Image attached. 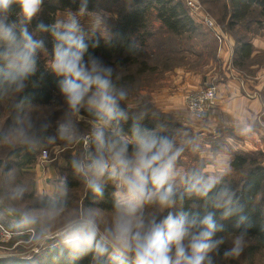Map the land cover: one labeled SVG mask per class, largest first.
Instances as JSON below:
<instances>
[{"label": "clouds", "instance_id": "9594fccd", "mask_svg": "<svg viewBox=\"0 0 264 264\" xmlns=\"http://www.w3.org/2000/svg\"><path fill=\"white\" fill-rule=\"evenodd\" d=\"M44 0H0V100L10 98L12 107L23 110L20 94L36 76L38 60L43 56L47 68L59 77V93L68 108L54 135H45L51 120L36 121L24 112L15 121L5 139L34 147L42 141L67 144L82 140L83 151L71 160V167L82 176L88 189L102 197L104 184L111 182L113 211L105 219L93 207L66 213L63 197L66 180L46 197V203L23 210L18 223L43 225L44 235L55 229L60 254L69 264L91 257V264H214L210 253L218 252L223 239H214L224 230L219 221L238 216L240 231L225 250L226 258H238L244 251L248 218L235 191L224 183L229 174L228 161L213 170L178 171L184 151L173 134L161 133L142 124L146 110L133 114L122 103L128 92L118 87L115 69L89 54L99 46L100 38L111 39L109 14L88 10L89 0H80L79 10H65L54 23L40 22L35 31L29 25L41 11ZM19 7L11 19L13 6ZM86 18L89 31L81 23ZM48 33L53 40L51 53L36 34ZM97 33L99 36H97ZM115 77V79H114ZM85 110L93 117L88 135L80 137L72 116ZM131 120L130 135L124 125ZM22 193H17L20 198ZM185 197L203 201L204 213L167 211L183 204ZM146 206L155 211L146 213ZM217 212L220 213L219 220Z\"/></svg>", "mask_w": 264, "mask_h": 264}, {"label": "trees", "instance_id": "16d2710c", "mask_svg": "<svg viewBox=\"0 0 264 264\" xmlns=\"http://www.w3.org/2000/svg\"><path fill=\"white\" fill-rule=\"evenodd\" d=\"M105 1L104 4L103 0L102 3L101 0H89L88 10H106L116 14V18L112 20L110 27L111 39L106 43L103 38H100L99 46L96 48H92L91 41H88L90 45L89 54L95 55L115 69V75L119 77V80L116 81L118 87H123L128 92L127 101L142 91L151 90L152 84L156 80L154 77L181 66L180 60L186 55H195L202 60L205 56L214 63L218 62L215 49L210 51L211 44L206 43L208 41L203 39L208 30L205 33L206 29L191 16L189 9L182 0ZM199 1L205 6H209L213 2V0ZM221 2L219 20L226 23L228 32L234 40L232 66L236 69H247L246 65L252 62L250 57L253 48L250 43L251 38L245 33L248 31V23L246 22L248 19H251L249 22H252V18H255L254 23L256 24L262 22L264 19V0H221ZM79 7L80 0H44L41 11L29 25V30L35 31L36 25L40 22L45 25L54 23L55 14L58 11L71 9L76 12ZM18 12L19 7L14 5L11 19H16ZM241 27L243 31H237ZM37 37L44 40L45 47L51 53L53 40L50 35L37 33ZM59 80L60 78L56 77L39 59L36 76L32 78L35 85L30 82L29 86L20 94V98L26 100L23 110L14 109L10 98L0 100V176L3 175L7 179L15 171L21 173L23 180L21 179L18 184L19 189H14L8 196H17V193H22V196L18 198V205L25 202L22 207L24 210L46 203V196H35L33 180H30L32 173L26 169L35 164L38 155L37 148H39L40 143L31 148L20 144L11 146L5 136L9 134L17 118L24 112L34 106H48L54 102L60 95ZM122 106L125 107V102L122 103ZM149 108L151 107L142 106L128 109L133 114H139L140 110H146L147 115L142 120V124L148 128H154L161 133L173 134L175 138L178 135L177 132L184 130L190 136L189 140L196 139L184 127L179 129L180 124L174 118L162 114L155 108L153 110V107ZM80 114L93 121V117L85 110H81ZM130 127L131 120L124 125V131L129 135ZM7 144L9 146L6 150L5 145ZM176 144L182 146L177 142ZM197 170L202 171L201 167ZM230 170L231 174L224 177V183L235 191L239 203L243 205L241 214L247 216V223L251 225L248 228L247 243L242 253L243 256H251L259 251H264V165L255 158L246 157V154L234 152L230 162ZM66 171V187L67 190L71 189V191L63 197L65 205L68 202L74 203L78 199L79 192L83 191L81 201L83 207H97L105 212L113 211L115 188L111 182L104 184L103 196L97 197L88 189L83 177L72 169L71 160H68ZM234 174H241L239 183H235L231 179ZM10 201L13 203L12 200ZM19 206L21 207V205ZM181 209L192 213L200 212L203 215V201L195 197H185L183 204L178 203L176 206V211ZM18 211L7 207L0 197V223L6 229L14 233L33 229L35 234L40 236L42 226L18 223L22 212L21 210V212ZM219 215L220 213L217 212L218 220ZM237 219L238 216H232L227 220L219 221L224 225V230L218 232L214 239L235 237L242 231L243 225L239 229L235 227ZM44 243L46 246L42 251L29 259L18 255L0 257V264H69L66 255L60 254L58 239L48 240ZM75 264H91V257L86 256Z\"/></svg>", "mask_w": 264, "mask_h": 264}, {"label": "rangeland", "instance_id": "374dc122", "mask_svg": "<svg viewBox=\"0 0 264 264\" xmlns=\"http://www.w3.org/2000/svg\"><path fill=\"white\" fill-rule=\"evenodd\" d=\"M103 1L105 4L106 1L105 0H103ZM182 1H183L184 5L186 6V0H182ZM101 3H102V0H101ZM206 6L203 5L205 10L208 12V14L221 27L222 32L226 36V42L227 41H234L232 35L228 32V29L226 27V23L221 22L219 20V18L221 17L220 8L222 7L221 0H219V1L213 0V2H211L210 5L207 6V8H206ZM65 10H67V9H65ZM65 10L58 11L55 14V20L58 17H60L61 14ZM103 11L107 12V13H111V12H108L106 10H103ZM189 12H190V10H189ZM113 14H115V13L113 12ZM190 14H191V12H190ZM191 16L193 17V15H191ZM252 19H253L252 22H249V21H251V19H248V22H246V23H248V31L245 33L251 38V40L253 38L259 37L260 41H264V19L259 24L254 23L255 18H252ZM81 23L84 25L85 32H88L89 28H88V24L86 22V18L84 20H82ZM111 23H112V19L109 16V18L107 20V24H108L109 29L111 27ZM239 30L243 31L242 27L239 28L237 31H239ZM206 32H207V30L205 31V33ZM97 36H99L98 33H97ZM37 39H39V37H37ZM203 39H204V41H208L206 43L211 44V49H209L210 51H213L214 49L216 52L218 51L217 43L209 31L206 33V36H204ZM159 41H161V39H159ZM197 51H199V49H197ZM49 53H50V51H49ZM40 59L44 62V65L47 67V60L45 58H43V56H41ZM251 60H252V62H249L246 65L247 69H236V68L235 69L240 71L243 76L244 75L246 77L251 76L253 70H250V66H252L254 64H261L263 62V57L257 56ZM180 64H181V66L173 68L172 70L167 71L158 77H154V78H156V80L153 82V84L151 83L152 81L149 84L150 85L152 84L153 88L161 87L166 81V79H165L166 75L168 73L174 71L175 69H179V68H182V69L188 70V71L191 70L193 72H198V73L200 72V73L206 74L207 71H209L212 67L215 68V70H219V72H220V70H222V67H223L222 63H220V62L214 63V61H212L209 58H205V56H204V60H202V59L196 57L195 55L194 56L186 55L182 60H180ZM251 78L253 79L254 77L251 76ZM210 84H214L213 81H211ZM146 91H149V90H146ZM135 98H136V95L133 96L132 98H130L129 101H126L125 107L130 108V109L138 108V107H142V106L143 107L147 106V107H151V108L153 107L152 108L153 110L155 108L156 110L160 111L162 114L173 118V116L163 112L162 110L156 108L152 104H145V105H139L138 104V105H136ZM151 108H149V109H151ZM146 109H148V108H146ZM68 111L69 110L67 108L66 103L63 101L62 96L59 95V96H57V98L54 100V102L51 105L34 106L32 109L28 110L27 113L31 114L33 119L36 121L51 120L52 127L48 129V132L45 135H54L56 126L68 116ZM71 118L79 129L80 137H83L84 135H86L90 132L92 121L84 118L81 114L73 115ZM177 123L180 124L179 129L184 127L187 131H189L191 134H193L196 137V139H194V140H189L190 136H188V134L184 130L183 131L180 130L179 132H177L178 135L175 138V141L177 143H179L180 145H182L184 148V151H183V153L179 159V163L177 165L178 171H180L182 173H188L191 170H197L199 167H201L202 171H204V170L216 171V170H218L221 161L226 160V161H228V163L230 165V162L232 160V155L234 152L243 153L244 155L246 154V157L255 158L264 165V114L262 116H260L258 119H256V121H254L252 123V126L250 127V130L254 129V131L252 133H256V137L252 138V140L250 141L249 150H238L237 151V150L229 148V145L227 146V144H229V142L227 140H225L226 138H228L229 135H231V132H229V131L224 132L223 135H219L218 133H215V132L209 133L206 131H204L203 133L202 132L201 133H195L194 130L198 131V132L201 131V130H197V128L202 127V125L198 124V122L189 123L186 119L183 122L177 121ZM194 125L197 127L196 129L192 128V127H195ZM187 126H192L191 127L192 130L189 128H188L189 129L188 130ZM236 132H240V134H241V132H243V134H244L245 127L240 128ZM7 142L11 146L18 144L16 142L12 141L11 139H8ZM8 144L5 145L6 150H7V146H9ZM44 150L49 152V162H50L49 164H52L54 169L58 168V173L61 174V177L58 180H56V183H58V185H57V187H58L61 184L64 172H63V168L58 167L56 165V163L60 158L63 160L67 159V166H68V160H72L74 157H77L82 153L83 149L81 146V141L74 143V144H67L65 141H61L59 139L55 143H47L46 141H42V142H40L39 148H37L38 155H37L36 162H39V155ZM36 162H35V164H36ZM35 164L31 168H26L27 170L31 171V173H32V174H30V173H28V174H30V180L31 181L33 180L34 187H35V178H36L35 174H34ZM65 174H66V177L64 178V180H66V178H67V172ZM230 174H231V170L229 168V174L226 175V177H228ZM240 175L234 174V177H232L231 179H233L235 183H239L240 179H241ZM51 176H53V175H51ZM57 176H58V174H57ZM21 179L23 180L21 173L19 171H15L7 179L4 178L3 175L0 176V191H1L0 197L3 200V203L7 207H9L10 209L15 210V211H18V209H19V211L20 210L23 211L24 209L22 207L25 205V202L20 203L19 204V205H21V207H20L18 205L17 196L9 197L8 194H11L14 189H19L18 184L21 181ZM76 179H77V177H76ZM3 190H5V191H3ZM69 191H71V189L67 190V192H69ZM82 196H83V191L79 192L78 199L75 200L74 203L68 202L66 204V213H76L77 211L81 210L82 208H85L81 204ZM262 198H260V199L262 200ZM10 200H12L14 204ZM263 200H264V198H263ZM93 208L98 209L97 207H93ZM98 210L102 213V215L105 219L110 218L112 212H105V211H101L100 209H98ZM153 211H155L153 206H146V208H145L146 213H150ZM167 211H174L175 212L176 208L165 210L161 215H166ZM0 225L3 226L1 223H0ZM41 226H42V229H41L42 234L40 236H37V234H35V231H34L33 238L31 236V234L30 235L24 234V235H26L27 239H24V242L19 244L18 246H16V248H10L13 245L12 242H13L14 238H12L10 241H8L6 243H0V257H3V256L13 257V256L18 255V256H24L25 258L29 259V258L33 257L34 255L39 254L42 251V249L46 246V244L44 242H46L48 240L57 239L54 235L55 229H53L52 235L45 236L44 235V226L43 225H41ZM233 238L234 237L223 238L224 243H222L219 246V251L214 252V253H210V256L212 257L214 264H264V251H259L255 254L251 255V256H247V255L243 256L241 254L242 256L240 255L238 258H226V257H224L223 253L225 250L229 249L232 246ZM30 239H31V241H30ZM18 243H16V244H18ZM246 243H247V240H246Z\"/></svg>", "mask_w": 264, "mask_h": 264}, {"label": "crops", "instance_id": "0c3cea01", "mask_svg": "<svg viewBox=\"0 0 264 264\" xmlns=\"http://www.w3.org/2000/svg\"><path fill=\"white\" fill-rule=\"evenodd\" d=\"M108 14L112 20L116 18L115 14ZM250 43L253 48L250 59L257 56L263 57L261 64L250 66V70H253L251 75L254 77L253 79L251 76H243L232 66L234 41H227L223 48L216 52V58L223 66L220 72L213 67L206 74L182 68L175 69L166 75V81L161 87L140 92L135 98L136 105L152 104L173 116L177 121L183 122L187 119L189 123H196L187 115L183 96L186 93L203 89L213 81L217 90L216 105L210 110L204 121L198 122L203 128H197L194 125L195 127L187 126V129L192 127L201 130L199 132L194 130L195 133L206 131L219 135L229 131L231 135L225 139L229 142L227 144L229 148L237 151L249 150L250 141L256 137V133H252L254 129L250 130V127L256 119L264 114V41H260V38L256 37ZM242 127H245L244 134L236 132ZM49 163V161L45 163L39 161L34 166L36 177L34 190L37 197H47L52 194L58 185L56 180L61 177L58 168L54 169L53 165ZM56 165L63 168V181L67 172V159L60 158ZM13 238V245L10 248H16L20 242L27 239L25 235H17Z\"/></svg>", "mask_w": 264, "mask_h": 264}, {"label": "built area", "instance_id": "2783aa9c", "mask_svg": "<svg viewBox=\"0 0 264 264\" xmlns=\"http://www.w3.org/2000/svg\"><path fill=\"white\" fill-rule=\"evenodd\" d=\"M186 7L190 10L191 15H193V18H195L197 22H199L206 30H208L212 34L213 38L217 43L218 51H220L223 48L224 43L226 42V36L222 32L221 27L208 14V12L205 10L199 0H186ZM216 93L217 90L215 84H209L203 89L186 93L183 96V104L187 111L188 117L194 122H202L203 120H205L208 117L210 110L213 109L216 105ZM81 146L83 149L82 140ZM39 161L41 163L48 162L49 152L46 150L42 151L39 155ZM24 234H31L33 238L34 230L28 229L23 232L14 233L0 225V243H6L10 241L13 237ZM23 242L24 241L20 242V244Z\"/></svg>", "mask_w": 264, "mask_h": 264}]
</instances>
